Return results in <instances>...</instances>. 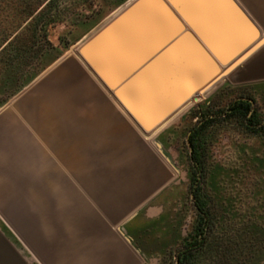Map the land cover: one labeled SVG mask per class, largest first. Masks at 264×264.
I'll return each mask as SVG.
<instances>
[{"label":"rangeland","instance_id":"rangeland-1","mask_svg":"<svg viewBox=\"0 0 264 264\" xmlns=\"http://www.w3.org/2000/svg\"><path fill=\"white\" fill-rule=\"evenodd\" d=\"M137 1L0 0V108L61 57H79ZM241 1L258 11L264 37V0ZM263 55L264 44L150 131L159 133L154 143L176 170L177 191L137 240L144 264H264V62L256 64ZM239 102L248 105L247 116V107L234 108ZM24 207L0 202V264H39L10 225Z\"/></svg>","mask_w":264,"mask_h":264},{"label":"crops","instance_id":"crops-1","mask_svg":"<svg viewBox=\"0 0 264 264\" xmlns=\"http://www.w3.org/2000/svg\"><path fill=\"white\" fill-rule=\"evenodd\" d=\"M158 134L76 55L0 108V202H25L10 225L39 264L145 263L137 240L177 191Z\"/></svg>","mask_w":264,"mask_h":264},{"label":"water","instance_id":"water-1","mask_svg":"<svg viewBox=\"0 0 264 264\" xmlns=\"http://www.w3.org/2000/svg\"><path fill=\"white\" fill-rule=\"evenodd\" d=\"M263 44L236 0H139L78 55L150 132Z\"/></svg>","mask_w":264,"mask_h":264},{"label":"trees","instance_id":"trees-1","mask_svg":"<svg viewBox=\"0 0 264 264\" xmlns=\"http://www.w3.org/2000/svg\"><path fill=\"white\" fill-rule=\"evenodd\" d=\"M237 106L240 108L241 107V109H245V107H247V109L246 110H244L245 111V115L247 116L248 114H247V112H249V107H248V105L247 104H245V103H243V102H239L234 108H237ZM191 142H192V146H193V148H194V158L195 159H197V144H196V141H195V138H191ZM197 202V206L199 207V209L200 210H203V207H202V205H201V203L199 202V199H197L196 200Z\"/></svg>","mask_w":264,"mask_h":264}]
</instances>
